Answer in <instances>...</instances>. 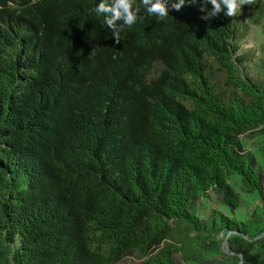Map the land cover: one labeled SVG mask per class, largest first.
<instances>
[{
  "label": "trees",
  "instance_id": "16d2710c",
  "mask_svg": "<svg viewBox=\"0 0 264 264\" xmlns=\"http://www.w3.org/2000/svg\"><path fill=\"white\" fill-rule=\"evenodd\" d=\"M98 2L0 0V264H178L221 233L254 264L264 197L245 220L196 208L235 211L234 175L263 194L240 135L264 131V53L202 0L140 6L117 42Z\"/></svg>",
  "mask_w": 264,
  "mask_h": 264
},
{
  "label": "rangeland",
  "instance_id": "374dc122",
  "mask_svg": "<svg viewBox=\"0 0 264 264\" xmlns=\"http://www.w3.org/2000/svg\"><path fill=\"white\" fill-rule=\"evenodd\" d=\"M257 15L256 18L253 16ZM238 24L241 25L244 33L245 41L242 44V49H251L257 59L264 53V4L261 0H255L251 5L242 6L240 14L237 16ZM256 29H259L257 32ZM240 139L242 142V149L244 152L249 153L255 160V167L262 175L263 194L247 192L241 183L238 175H234L231 179V184L234 190L240 196L239 207L234 211L228 207L220 195L214 192H209L205 199H201L197 203L196 210L203 217H209L215 210H219L230 217L236 216L239 220H245L248 216L252 215L257 206L262 205L264 197V131L259 134L253 135L249 132L241 134ZM191 235H194L193 233ZM231 235L223 236L218 234L211 239L215 240V245L210 246L209 249L203 250L195 255H188L185 259L181 251L171 254L178 264H234V256L236 253L232 252L229 247L228 237ZM227 237V238H226ZM208 245L210 242H207ZM163 242L151 255L156 254L160 249L165 247ZM200 247H197V249ZM254 264H260L264 259V233L261 236L254 238L253 244L248 247ZM196 253V252H194ZM147 258V257H146ZM146 258H141L137 255H128L122 258L117 264H136Z\"/></svg>",
  "mask_w": 264,
  "mask_h": 264
},
{
  "label": "clouds",
  "instance_id": "9594fccd",
  "mask_svg": "<svg viewBox=\"0 0 264 264\" xmlns=\"http://www.w3.org/2000/svg\"><path fill=\"white\" fill-rule=\"evenodd\" d=\"M254 2L255 0H202L200 11L204 13L203 19L215 17L222 10L224 16L234 17L240 14L242 6ZM186 3H196V0H139V5H136L134 0H99L91 11L98 16L103 15V23L119 42V33L126 26L131 27L137 22L140 6H143L149 15L163 19L169 15L170 9L179 10ZM261 3L264 4V0H261ZM207 5H211V8H207Z\"/></svg>",
  "mask_w": 264,
  "mask_h": 264
},
{
  "label": "water",
  "instance_id": "95a60500",
  "mask_svg": "<svg viewBox=\"0 0 264 264\" xmlns=\"http://www.w3.org/2000/svg\"><path fill=\"white\" fill-rule=\"evenodd\" d=\"M228 235H229V234H228ZM228 235H227V236H228ZM226 238H227V237H226Z\"/></svg>",
  "mask_w": 264,
  "mask_h": 264
}]
</instances>
